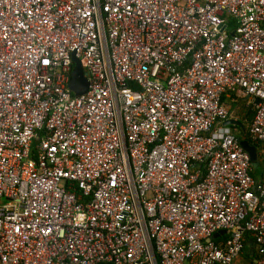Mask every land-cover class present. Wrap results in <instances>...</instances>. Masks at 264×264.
<instances>
[{
  "label": "built area",
  "instance_id": "obj_1",
  "mask_svg": "<svg viewBox=\"0 0 264 264\" xmlns=\"http://www.w3.org/2000/svg\"><path fill=\"white\" fill-rule=\"evenodd\" d=\"M224 94L264 161V0H0V264H264Z\"/></svg>",
  "mask_w": 264,
  "mask_h": 264
},
{
  "label": "trees",
  "instance_id": "obj_2",
  "mask_svg": "<svg viewBox=\"0 0 264 264\" xmlns=\"http://www.w3.org/2000/svg\"><path fill=\"white\" fill-rule=\"evenodd\" d=\"M222 101L225 102L226 104L230 105V108L235 109L237 107V105L240 102H244L243 107L241 108V113L238 116L239 121H241L244 126H245V131H242L239 127L237 126H233V130L236 132L237 136L239 137V139L242 140H247L250 144L254 145L257 148L258 151V167L254 168L252 167V172L251 175L254 178H261L263 177V170H264V161H263V153L259 147L258 144L253 143L250 138H249V134H248V126L251 123L253 117H254V107H247L246 106V100L245 99H239L237 98L234 94H230L229 96H227L226 94H224L222 96ZM247 238L249 240H247L245 248L243 250L242 255H244V257L250 258L252 260V258L250 257V247L249 244H251L252 242V238L250 236V234H247Z\"/></svg>",
  "mask_w": 264,
  "mask_h": 264
},
{
  "label": "water",
  "instance_id": "obj_3",
  "mask_svg": "<svg viewBox=\"0 0 264 264\" xmlns=\"http://www.w3.org/2000/svg\"><path fill=\"white\" fill-rule=\"evenodd\" d=\"M73 71L71 73V78L69 81V88L70 90L76 95V96H81L85 94L88 91L89 83L86 77L85 69L83 67V64L80 59L76 58L75 55L73 54ZM260 101H257V104ZM225 126H237L239 127L242 131H245V126L244 124L235 119H229L224 123ZM241 147L249 154L250 160L252 167L256 168L258 167V151L257 148L250 144L247 140H242L240 142ZM225 231H221L220 233H217L213 236L214 238H217L219 235L224 234Z\"/></svg>",
  "mask_w": 264,
  "mask_h": 264
},
{
  "label": "rangeland",
  "instance_id": "obj_4",
  "mask_svg": "<svg viewBox=\"0 0 264 264\" xmlns=\"http://www.w3.org/2000/svg\"><path fill=\"white\" fill-rule=\"evenodd\" d=\"M226 104V103H225ZM244 102H240L235 109L230 108L229 104H226L230 108L231 115L234 117H238L240 115L241 108L243 107ZM251 253V252H250ZM257 254V250H256ZM252 260L250 258L244 257V255H241L238 259H236L232 264H253L254 259L256 258V255L252 257L250 254Z\"/></svg>",
  "mask_w": 264,
  "mask_h": 264
},
{
  "label": "crops",
  "instance_id": "obj_5",
  "mask_svg": "<svg viewBox=\"0 0 264 264\" xmlns=\"http://www.w3.org/2000/svg\"><path fill=\"white\" fill-rule=\"evenodd\" d=\"M249 247H250V252H251L250 254L252 255V257H254L256 255L257 247L254 245L253 242H251V244H249Z\"/></svg>",
  "mask_w": 264,
  "mask_h": 264
}]
</instances>
